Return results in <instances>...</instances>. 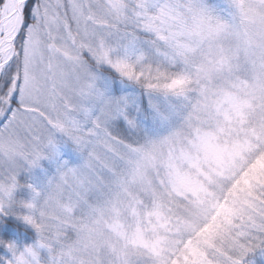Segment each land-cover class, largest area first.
<instances>
[{"label": "snow or ice", "instance_id": "1", "mask_svg": "<svg viewBox=\"0 0 264 264\" xmlns=\"http://www.w3.org/2000/svg\"><path fill=\"white\" fill-rule=\"evenodd\" d=\"M0 215V264H256L264 0H0Z\"/></svg>", "mask_w": 264, "mask_h": 264}, {"label": "trees", "instance_id": "2", "mask_svg": "<svg viewBox=\"0 0 264 264\" xmlns=\"http://www.w3.org/2000/svg\"><path fill=\"white\" fill-rule=\"evenodd\" d=\"M65 146L71 151L64 152L63 149ZM58 147L60 148V158L67 160L69 164H75L76 152L71 142H62L60 140ZM47 163L46 160L41 161L43 170L39 168L36 172H33V174H31L32 181L39 182L44 179L46 174H51L54 171L52 164L50 163V165H48L49 163ZM28 178L29 174H21L19 177L21 181H26ZM16 195L18 198L22 197L28 199V190L22 188L17 191ZM21 211L23 212L25 210L21 209ZM0 240L12 241L18 247H22L23 245L34 243L36 240V233L32 226L21 218L14 215H0ZM0 255H10L3 245H0ZM254 259L256 264H264V257L259 254H256Z\"/></svg>", "mask_w": 264, "mask_h": 264}, {"label": "rangeland", "instance_id": "3", "mask_svg": "<svg viewBox=\"0 0 264 264\" xmlns=\"http://www.w3.org/2000/svg\"><path fill=\"white\" fill-rule=\"evenodd\" d=\"M61 141L64 142L63 139H61ZM66 145H67V144H66ZM58 149L60 150L59 147H58ZM63 150H64V152L71 151V150H69L68 147H66V146L64 147ZM46 161H47V160H46ZM47 162L49 163V164H48V163H47V164L50 165V162H49V161H47ZM77 163H79V155H78V153H76V157H75V164H77ZM38 169H39V168L35 169L34 172H36ZM32 174H33V173H32Z\"/></svg>", "mask_w": 264, "mask_h": 264}]
</instances>
